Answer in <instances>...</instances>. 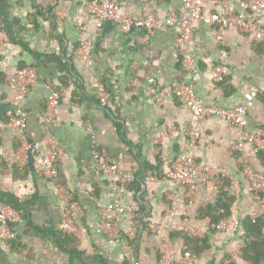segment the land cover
Segmentation results:
<instances>
[{"label": "crops", "instance_id": "1", "mask_svg": "<svg viewBox=\"0 0 264 264\" xmlns=\"http://www.w3.org/2000/svg\"><path fill=\"white\" fill-rule=\"evenodd\" d=\"M52 2L0 0V25L9 36L6 52L0 58L1 123H9V114L17 110L15 92L5 81L11 69L34 67L39 78L21 112L26 129L0 128V204L1 197L7 196L20 214L15 224L16 238L0 242V264H157L164 225L171 222L167 216L169 197L176 185L168 180L156 184L146 180L134 189L127 186L125 202L137 201L139 211L133 217L119 215L120 238H114L100 228L105 223L104 208L114 200L117 184L95 169L93 152H105L134 176L143 165L163 176L186 155L182 137L173 135L156 142V137L171 126L201 131L197 148L200 173L211 168L227 174L204 184L195 196L182 192L173 221H186L204 230L208 223L211 225L206 209L223 194L227 197L221 199L228 208L225 219L242 223L251 218L258 206L242 173L239 155L232 149L236 129L220 118L198 121L195 113L176 98L155 103L147 81L154 79L157 87L191 84L200 103L232 109L243 102L246 91H264V45L236 27L225 29L231 72L217 81L211 74L220 53L215 26L200 24L192 42L180 48L175 44L180 33L174 28L161 25L145 42L143 32L126 34L112 23L97 27L86 10L87 0L58 2L53 13ZM201 3L206 16L225 9L245 14L236 0ZM122 4L130 15L139 18L152 15L162 21L170 15L187 14L182 0H123ZM64 15L78 17L86 31L64 22ZM259 22L264 28V11ZM84 40L94 45L92 67L86 66L77 54ZM186 54H197L198 71L194 74L184 68ZM71 74L78 77L73 79ZM78 79L81 82L77 85ZM134 80L140 85H135ZM98 82L111 94L107 102L96 96ZM47 87L63 92L54 112L57 125L50 124L44 115ZM246 121L249 131L264 129L263 94L249 109ZM47 135L54 136L66 152L54 179L39 177L33 171V162L40 159V153L23 146L24 139L32 145ZM245 158L264 175V154L245 153ZM66 192L74 205V223L89 229L81 237L58 228L66 213L61 199ZM142 222L148 227H143ZM211 227L199 237L204 243L196 246L192 264H251L241 255L234 256L238 231L219 233ZM186 248L185 237L173 233L168 246L170 258L178 260Z\"/></svg>", "mask_w": 264, "mask_h": 264}, {"label": "built area", "instance_id": "2", "mask_svg": "<svg viewBox=\"0 0 264 264\" xmlns=\"http://www.w3.org/2000/svg\"><path fill=\"white\" fill-rule=\"evenodd\" d=\"M71 0H59V4H65ZM123 0H92L86 2V10L91 14L97 24L101 28L105 23L116 25L123 33L143 32L145 42H149L155 30L161 25L171 27L179 31L180 36L177 38L176 46L185 48L189 45L200 24H206L217 27L216 42L219 46L220 53L217 63L211 67V74L214 80H221L228 76L231 72L227 62V54L225 51L224 31L230 26L238 28L241 32L249 35L254 40L264 45V28L259 22V17L264 11V0H236L240 8L245 12L244 15H236L232 11L225 9L223 12L206 16L203 14L201 0H182L183 6L187 11L186 16L179 17L170 15L164 20H157L154 16L149 15L145 18H139L130 15L122 4ZM64 22L77 26L81 31L85 32L86 27L76 16L64 15ZM9 36L0 25V58L5 54L6 47L9 43ZM94 45L84 40L80 44L77 54L88 67L94 65L93 59ZM197 54H186L184 56V68L188 73H196ZM6 83L14 90L17 110L10 113V122L1 123L0 128L15 127L24 131L27 127L21 112L24 107L26 97L31 88L39 82L38 73L34 67L18 68L13 67L11 74L5 79ZM135 85H140L138 80H134ZM48 88L49 96L47 99V107L44 113L46 120L57 125V119L54 115L55 109L58 107L63 92ZM147 90L152 100L160 104L167 99H179L186 107L195 113L198 121H205L212 118H220L227 121L236 129V139L233 145V151L238 153L240 163L242 165V173L248 183V189L256 202L258 209L252 213L251 219L254 221L264 215V175L257 171L249 161L245 158V153H251L255 156L264 154V129L260 128L256 131H249L247 128V113L254 105L255 100L264 95V91L248 90L244 94L243 102L235 108L228 109L216 106H208L197 101L193 85H167L157 87L154 79L147 81ZM96 96L101 102H107L111 94L102 82H98L96 87ZM91 131V130H90ZM177 135L185 139L184 147L186 155L173 163L171 168L163 175H159L157 171H153L146 178L147 182L156 184L161 180L171 181L176 185L169 197V208L167 216L171 222L164 225L165 233L163 234V246L161 249V257L157 264H192L193 257L185 251L178 260H172L168 254V246L173 233L188 234L192 237H203L205 232L210 229L208 223L204 230L196 229L188 222H175L179 197L182 192L190 196L198 194L202 186L208 182H213L217 177H226L227 174L222 169L208 168L203 173L199 172L197 165V148L201 137L199 129H177L169 127L156 137L158 143L160 139ZM23 146L27 150H36L40 153V159L33 162V171L39 177L57 178L59 175L58 164L66 155L65 150L58 144L56 138L51 135L45 136L42 140L35 144H28L23 140ZM93 160L95 169L115 181L117 190L114 200L104 208L103 216L105 223L100 230L114 238H120V232L117 228L120 214H128L133 217L139 211L137 201L125 202L124 194L126 187L135 180L134 174L122 170L118 164L111 161L105 152H93ZM65 207L64 219L59 224L60 231L65 232L74 237H81L88 233V227L79 226L72 219L71 210L74 205L71 204V196L66 192L61 196ZM20 220V214L14 207L6 204H0V242L7 243L16 238L15 224ZM217 232L239 231L241 223L238 220L222 219L215 225ZM239 241L237 243L234 256L238 257L242 254L245 246V233L241 231Z\"/></svg>", "mask_w": 264, "mask_h": 264}, {"label": "trees", "instance_id": "3", "mask_svg": "<svg viewBox=\"0 0 264 264\" xmlns=\"http://www.w3.org/2000/svg\"><path fill=\"white\" fill-rule=\"evenodd\" d=\"M92 0H87V2H90ZM59 0H53L52 4H51V12L53 13L55 11V8L58 5ZM56 21V20H54ZM70 67V73H71V64L67 65V67ZM19 68H26V66H19ZM78 77L74 74H71V78H75ZM81 82V79L77 81V83L75 84H79ZM95 105H99V101H95ZM117 127H120V125L117 123L116 124ZM262 155V154H261ZM154 171V169H151L149 166L147 165H143L141 168V171H139L136 175H135V180L133 181V183L128 185V188H132L134 189L136 186L140 187L142 184H145L146 178L148 177V175H150L152 172ZM226 198V195H222L221 198ZM220 198V200L215 203L214 206L208 207L206 209V215L210 218L211 221V228H213V230H216L215 225L218 224L222 219H224V217L226 215H228V208L226 207L227 205H225L227 202L223 201ZM1 202L3 204L6 205H10L12 207H14L15 209L18 210L17 205L11 201L7 196L1 197ZM264 215H262L261 217H259L256 220H252L251 218L245 219L242 223H241V228L238 231L239 234L242 233L241 231H243L245 233V246L242 249V254L241 256H243L244 259L248 260L251 262V264H260L261 261H264ZM143 224V227L145 226V228H147L148 226H146L147 224L142 222L141 225ZM182 236L185 237V244L187 246L186 251L192 255L193 253L197 252L195 251L196 246H198L200 243H204V241L202 240V238L199 237H192L188 234H181Z\"/></svg>", "mask_w": 264, "mask_h": 264}]
</instances>
